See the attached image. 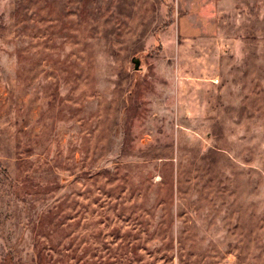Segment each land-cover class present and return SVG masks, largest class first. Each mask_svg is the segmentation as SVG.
<instances>
[{
    "label": "rangeland",
    "instance_id": "rangeland-1",
    "mask_svg": "<svg viewBox=\"0 0 264 264\" xmlns=\"http://www.w3.org/2000/svg\"><path fill=\"white\" fill-rule=\"evenodd\" d=\"M0 264H264V0H0Z\"/></svg>",
    "mask_w": 264,
    "mask_h": 264
}]
</instances>
